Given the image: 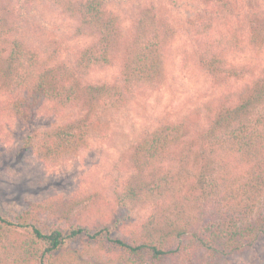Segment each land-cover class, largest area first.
I'll list each match as a JSON object with an SVG mask.
<instances>
[{
	"label": "trees",
	"instance_id": "1",
	"mask_svg": "<svg viewBox=\"0 0 264 264\" xmlns=\"http://www.w3.org/2000/svg\"><path fill=\"white\" fill-rule=\"evenodd\" d=\"M256 1L201 0L184 31L193 39L194 66L217 91L191 102L180 116L159 113L161 122L129 139V176L114 204L135 212L142 197L155 192L164 210L125 238L111 235L113 227L105 223L65 229L45 224L41 218L62 202L32 201L12 215L0 213V264L7 257L6 264H71L75 256L64 249L77 239L113 248L127 256L126 264H227L254 245L264 234V66L237 64L231 55L243 46L264 49V9ZM125 4H135L129 32L117 12ZM146 4L0 0V119L50 118L25 136L23 149L51 163L79 154L95 136L107 134L137 97L160 87L165 47L176 31ZM41 6L55 7L71 23V39L87 38L73 50L71 63L59 58L56 36L41 39L43 54L32 45ZM239 13L244 22L235 21ZM111 66L118 79H89ZM66 112L69 118L61 121ZM7 136L0 123V138Z\"/></svg>",
	"mask_w": 264,
	"mask_h": 264
},
{
	"label": "rangeland",
	"instance_id": "2",
	"mask_svg": "<svg viewBox=\"0 0 264 264\" xmlns=\"http://www.w3.org/2000/svg\"><path fill=\"white\" fill-rule=\"evenodd\" d=\"M142 1L146 5L151 3L157 15L168 21L176 31L174 39L169 41L164 51V82L150 95L137 97L126 111L117 115V120L111 124L107 134L95 136L79 154L57 163L40 160L34 153L22 148L25 136L47 125L50 121L48 116L40 115L26 121L2 117L0 123L3 131L8 132V138H0V213L12 215L32 201L57 199L62 202V206L51 214L44 215L41 218L43 223L62 229L71 223L87 227L105 223L113 227L111 235L128 238L140 228L142 222L158 213L157 211L164 210V203L158 201L155 192L142 197L141 207L135 212L127 213L114 204L115 193L129 176L126 162L129 139L139 128H151L157 121L161 122L159 117L164 114L162 112L165 111L167 115L168 111H172L169 115L180 116L191 102L205 100L218 88L206 74L194 66L193 39L185 35L184 31L185 21L201 6V0ZM257 2L258 7L264 9V0ZM120 6L123 9L117 12L121 13L123 23L129 26L126 31L129 32L132 28L129 9L135 4ZM40 8L44 14L36 21L38 32L30 40L32 45L43 54L41 39L45 43L48 37L56 36L63 51L59 58L71 63L73 50L84 45L87 38L71 39L68 36L71 23L55 7ZM244 19V15L239 13L235 21L244 22ZM231 57L237 64L248 63L254 68L264 66V49L255 52L249 46H243ZM92 73L89 78L92 81H112L120 76L115 66ZM159 113L162 114L156 117ZM70 114L66 112L61 121L68 119ZM57 120L54 119L55 122ZM127 214L131 217L126 218ZM64 253L74 254L75 259L71 264H126L129 261L127 256L113 248L102 250L80 239L68 243ZM8 261L7 257L6 263ZM163 264L184 262L168 261ZM227 264H264V234L253 246L234 254Z\"/></svg>",
	"mask_w": 264,
	"mask_h": 264
}]
</instances>
